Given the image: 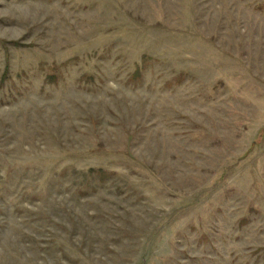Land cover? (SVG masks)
<instances>
[{"label":"rangeland","instance_id":"374dc122","mask_svg":"<svg viewBox=\"0 0 264 264\" xmlns=\"http://www.w3.org/2000/svg\"><path fill=\"white\" fill-rule=\"evenodd\" d=\"M6 179L0 264H264V0H0Z\"/></svg>","mask_w":264,"mask_h":264},{"label":"trees","instance_id":"16d2710c","mask_svg":"<svg viewBox=\"0 0 264 264\" xmlns=\"http://www.w3.org/2000/svg\"><path fill=\"white\" fill-rule=\"evenodd\" d=\"M8 182L7 183H4V184H2L1 182H0V188H2V191H3V189H4V194H2L1 193V195H0V202H3V204L5 205V206H7V199L5 200V197H6V195L5 194H7V191H8V186H7V184H10V181H9V179H6ZM2 186V187H1ZM1 209H2V205L0 204V211H1Z\"/></svg>","mask_w":264,"mask_h":264}]
</instances>
